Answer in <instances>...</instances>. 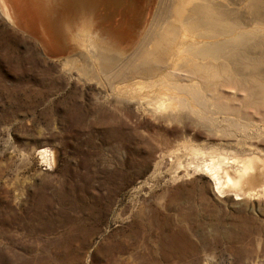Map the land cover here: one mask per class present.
I'll list each match as a JSON object with an SVG mask.
<instances>
[{
  "label": "rangeland",
  "instance_id": "obj_1",
  "mask_svg": "<svg viewBox=\"0 0 264 264\" xmlns=\"http://www.w3.org/2000/svg\"><path fill=\"white\" fill-rule=\"evenodd\" d=\"M122 1L110 21L96 12L70 28L91 20L123 33L127 56L137 38ZM131 1L147 20L156 0ZM35 30L0 17V264H264V198L218 194L198 167L214 152L247 157L256 138L170 154L60 70L55 61L76 53L70 42L51 39L45 55ZM110 74L98 68L106 86Z\"/></svg>",
  "mask_w": 264,
  "mask_h": 264
},
{
  "label": "bare ground",
  "instance_id": "obj_2",
  "mask_svg": "<svg viewBox=\"0 0 264 264\" xmlns=\"http://www.w3.org/2000/svg\"><path fill=\"white\" fill-rule=\"evenodd\" d=\"M126 2L128 37L137 38L129 41L127 56L123 33L99 31L91 20L70 28L78 16L96 12L110 21L122 0H0V17L22 33L36 29L32 39L45 55L51 39L70 42L76 53L55 61L60 70L144 133L163 138L170 154L187 148L203 156L199 144L256 138L249 142L251 155L227 158L214 152L198 167L218 194L264 198V0H156L144 22L143 13ZM123 57L118 70L108 66ZM99 66L111 71L109 86L98 77Z\"/></svg>",
  "mask_w": 264,
  "mask_h": 264
}]
</instances>
